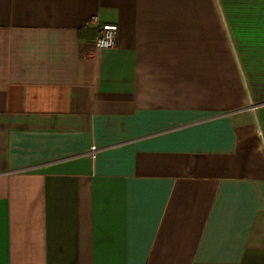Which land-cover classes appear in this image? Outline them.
Returning <instances> with one entry per match:
<instances>
[{"label": "crops", "instance_id": "crops-1", "mask_svg": "<svg viewBox=\"0 0 264 264\" xmlns=\"http://www.w3.org/2000/svg\"><path fill=\"white\" fill-rule=\"evenodd\" d=\"M0 264H264V0H0Z\"/></svg>", "mask_w": 264, "mask_h": 264}, {"label": "built area", "instance_id": "built-area-1", "mask_svg": "<svg viewBox=\"0 0 264 264\" xmlns=\"http://www.w3.org/2000/svg\"><path fill=\"white\" fill-rule=\"evenodd\" d=\"M86 24H94L97 28L98 35L95 39L97 48L100 49H111L117 45V34L119 26L117 23L102 22L98 16H92L86 21ZM97 147L92 145L90 153L91 156H95Z\"/></svg>", "mask_w": 264, "mask_h": 264}]
</instances>
